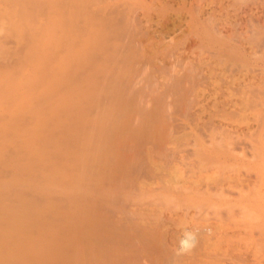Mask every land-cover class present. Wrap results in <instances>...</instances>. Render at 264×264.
<instances>
[{"label": "rangeland", "instance_id": "374dc122", "mask_svg": "<svg viewBox=\"0 0 264 264\" xmlns=\"http://www.w3.org/2000/svg\"><path fill=\"white\" fill-rule=\"evenodd\" d=\"M0 1V264H264V0Z\"/></svg>", "mask_w": 264, "mask_h": 264}, {"label": "bare ground", "instance_id": "6f19581e", "mask_svg": "<svg viewBox=\"0 0 264 264\" xmlns=\"http://www.w3.org/2000/svg\"><path fill=\"white\" fill-rule=\"evenodd\" d=\"M30 1H31V0H30ZM4 2H6V1H4ZM4 2H1V1H0V4H2V3H4ZM7 2H8V1H7ZM9 2H10V1H9ZM12 2H13V1H12ZM14 2H15V1H14ZM20 2H21V1H20ZM24 2H25V1H24ZM21 3H22V2H21ZM45 3H46V2H45ZM14 4H15V3H13V5H14ZM16 4H17V3H16ZM23 4H24V3H23ZM23 4H22V5H23ZM40 4H41V3H40ZM2 5H3V4H2ZM2 5H1V6H2ZM25 5H26V4H25ZM30 5H31V4H30ZM43 6H44V5H43ZM6 7H7V5H6ZM23 7H24V6H23ZM25 7H26V6H25ZM4 8H5V7H2V9L6 11V9H4ZM46 8H47V7H46ZM48 8H49V7H48ZM9 9H10V7H9ZM20 9H21V8H19L18 10H20ZM23 9H24V8H23ZM3 10H2V11H3ZM21 11H22V10H21ZM23 11H25V9H24ZM10 12H11V11H10ZM12 12L14 13V11H12ZM15 12H19V11H17V10L15 9ZM20 13H21V12H19V14H20ZM24 13H26V12H24ZM28 13H29V12H28ZM8 15H9V14H8ZM20 15H21V14H20ZM26 15L28 16V14H26ZM6 16H7V15H6ZM12 17H13V16H12ZM4 18H5V17H4ZM8 18H9V17H8ZM13 18H14V17H13ZM58 19H59V18H58ZM4 20H5V19H4ZM10 20H11V19H10ZM11 21H14V20H11ZM7 22H8V21H7ZM16 23H17V22H16ZM13 24H14V23H13ZM40 26H41V25H40ZM45 31H46V30H45ZM43 32H44V31H43ZM31 33H32V32H31ZM46 33H47V32H46ZM54 33H55V32H54ZM41 34H42V33H41ZM43 34H44V33H43ZM2 38H3V37H2ZM41 39H42V38H41ZM47 40H48V39H47ZM44 41H45V40H44ZM27 54H28V53H27ZM221 54H222V53H221ZM223 54H224V53H223ZM220 56H221V55H220ZM220 56H219V57H220ZM38 58H39V57H37V59H38ZM37 62H38V61H37ZM39 62H40V61H39ZM153 62H154V61H153ZM197 63H198V62H197ZM29 66H30V65H29ZM20 71H21V70H20ZM5 73H6V72H5ZM20 73H21V72H20ZM25 73H26V71H25ZM35 74H36V73H35ZM183 74H184V73H183ZM28 75H30V74H28ZM180 75H181V74H180ZM8 76H10V75L8 74ZM19 76H20V75H19ZM35 76H36V75H35ZM38 76H39V75H38ZM182 76H183V75H182ZM189 76H190V75H189ZM199 76H200V75H199ZM2 77H3V76H2ZM34 78H36V77H34ZM181 78H182V77H181ZM188 80H189V79H188ZM22 81H23V80H22ZM181 81H182V80H181ZM11 82H12V81H11ZM33 82H34V81L32 80V84H30V85H33ZM36 82H37V81H36ZM36 82H35V83H36ZM178 82H179V81H178ZM9 83H10V82H9ZM18 83H20V82L18 81ZM3 85H4V84H3ZM9 85H10V84H9ZM14 85H15V84H14ZM178 86H179V85H178ZM32 87H33V86H32ZM8 88H9V87H8ZM27 89H28V88H27ZM34 89H35V88H34ZM183 89H184V88H183ZM183 89H182V90H183ZM8 90H9V89H8ZM187 90H188V89H187ZM13 91H14V90H13ZM35 91H36V90H35ZM35 91H34V92H35ZM18 95H19V94H18ZM31 95H32V94H31ZM181 95H182V94H181ZM190 95H191V94H190ZM16 96H17V95H16ZM167 96H168V95H167ZM179 96H180V95H179ZM179 96H178V97H179ZM184 96H185V95H184ZM188 96H189V95H188ZM199 96H200V94H199ZM171 97H173V96H171ZM182 97H183V96H182ZM190 97H191V96H190ZM230 97H231V96H230ZM17 99H18V98H17ZM188 99H189V98H188ZM179 100H180V99H179ZM181 100H184V99H181ZM66 102H68V101H66ZM72 102H73V101H72ZM174 102H175V101H174ZM176 102H177V101H176ZM196 102H197V101H196ZM73 103H74V102H73ZM78 103H79V102H78ZM168 103H169V102H168ZM194 103H195V102H194ZM194 103H193V104H194ZM15 104H16V103H15ZM74 104H76V102H75ZM170 104H171V103H170ZM16 105H17V104H16ZM28 105H29V104H28ZM53 105H54V104H53ZM58 105H59V104H58ZM176 105H177V104H176ZM196 105H197V104H196ZM50 106H51V105H50ZM172 106H173V105H172ZM78 107H79V106H78ZM162 108H163V107H162ZM162 108H161V109H162ZM171 108H172V107H171ZM192 108H193V107H192ZM27 110H28V109H27ZM170 110H171V109H170ZM75 111H77V110H75ZM172 111H173V110H172ZM174 111H176V110H174ZM178 112H179V111H178ZM29 113H30V112H29ZM59 113H61V112H59ZM166 113H167V112H166ZM64 114H65V113H64ZM26 115H27V114H26ZM13 117H14V116H13ZM49 117H50V115H49ZM47 118H48V117H47ZM226 119H227V118H226ZM48 120H49V119H48ZM189 120H190V118H189ZM191 120H192V119H191ZM191 120H190V121H191ZM186 121H187V120H186ZM190 121H189V122H190ZM235 121H236V120H235ZM46 122H47V121H46ZM48 122H49V121H48ZM51 122H52V121H51ZM163 123H164V122H163ZM170 123H171V122H170ZM170 123H169V124H170ZM157 124H158V122H157ZM166 124H167V123H166ZM172 124H173V123H172ZM163 125H164V124H163ZM41 127H42V126H41ZM211 127L213 128V125H212ZM209 128H210V127H209ZM212 128H211V129H212ZM214 128H215V127H214ZM214 128H213V129H214ZM162 129H163V128H162ZM175 129H176V128H175ZM169 132H170V131H169ZM214 132H215V130H214ZM166 133H167V132H166ZM168 134H169V133H168ZM168 134H167V135H168ZM164 135H165V134H164ZM162 137H164L163 134H162ZM193 137H194V136H193ZM158 138H159V137H158ZM175 138H176V137H175ZM159 139H160V138H159ZM173 139H174V138H173ZM153 140H154V139H153ZM27 141H28V140H27ZM75 142H76V141H75ZM161 142H162V141H161ZM169 143H170V142H169ZM24 144H26V143H24ZM180 144H181V143H180ZM196 144H197V142H196ZM199 145H200V144H199ZM199 145H198V146H199ZM30 146H31V145H30ZM79 146H80V145H79ZM40 151H41V150H40ZM179 151H180V149H179ZM201 151H202V150H201ZM174 152H175V151H174ZM202 152H203V151H202ZM202 152H200V153H202ZM65 153H66V152H65ZM70 153H71V152H70ZM202 154L204 155V152H203ZM60 155H61V154H60ZM62 155H63V154H62ZM203 155H202V156H203ZM27 156H28V155H27ZM149 156H151V155H149ZM41 158H42V157H41ZM199 158H200V157H199ZM149 159H150V158H149ZM152 160H153V159H152ZM183 161H184V160H183ZM185 161H186V160H185ZM187 161H188V160H187ZM193 162H194V161H193ZM190 164H192V162H191ZM196 165H197V164H196ZM198 166H199V164H198ZM160 167L162 168V165H161ZM163 167H164V166H163ZM170 167H171V166H170ZM156 168H158V167H156ZM185 168H186V167H185ZM194 168H195V166H194ZM171 169H172V167H171ZM176 169H177V168H176ZM198 169H199V168H198ZM198 169H197V170H198ZM206 169H207V168H206ZM160 170H161V169H160ZM186 170H187V169H186ZM186 170H185V171H186ZM172 171H173V169H172ZM174 171H176V170H174ZM178 171H179V170H178ZM182 171H183V169H182ZM179 172H181V171H179ZM188 172H189V171H188ZM194 172H195V171H194ZM194 172H193V173H194ZM174 173H175V172H174ZM56 174H58V173H56ZM178 174H179V173H178ZM194 174H195V173H194ZM157 175H158V174H157ZM173 175H174V174H173ZM196 175H198V174H196ZM220 175H221V174H220ZM31 176H32V175H31ZM58 176H59V175H58ZM180 176H181V175H180ZM183 176H184V174H183ZM184 177H186V176H184ZM184 177H181V178H184ZM232 177H233V176H232ZM33 178H34V177H33ZM53 178H54V177H53ZM179 178H180V177H179ZM222 178H223V177H222ZM225 178H226V177H225ZM227 178H228V176H227ZM227 178H226V179H227ZM229 178H230V176H229ZM229 178H228V179H229ZM175 179H176V178H175ZM177 179H178V178H177ZM188 179H190V178H188ZM192 179H193V178H192ZM226 179H225V180H226ZM233 179H235V178H233ZM236 179H237V178H236ZM231 180H232V178H231ZM243 180H244V179H243ZM243 180H242V181H243ZM180 181H182V180H180ZM187 181H188V180H187ZM195 181H196V180H195ZM202 181H203V180H202ZM213 181H214V180H213ZM219 181H220V180H219ZM238 181H239V180H238ZM35 182H36V181H35ZM162 182H163V181H162ZM182 182H183V181H182ZM215 182H216V181H215ZM217 182H218V180H217ZM236 182H237V181H236ZM239 182H240V181H239ZM38 183H39V182H38ZM165 183H166V182H165ZM171 183H172V182H171ZM185 183H186V182H185ZM188 183H189V181H188ZM201 183H202V182H201ZM219 183H220V182H219ZM228 183H230V182H228ZM233 183H234V182H233ZM233 183H232V184H233ZM242 183H243V182H242ZM182 184H183V183H182ZM182 184H181V186H182ZM190 184H192V183L190 182ZM195 184H196V183H195ZM197 184H198V183H197ZM197 184H196V185H197ZM202 184H203V183H202ZM212 184H213V183H212ZM230 184H231V183H230ZM196 185H195V186H196ZM220 185H221V184H220ZM220 185H219V186H220ZM238 185H239V184H238ZM244 185H245V184H244ZM40 186H41V185H40ZM177 186H178V185H177ZM193 186H194V185H193ZM209 186H210V185H209ZM216 186H217V185H216ZM162 187H163V186H162ZM172 187H173V186H172ZM174 187H175V186H174ZM178 187H179V186H178ZM185 187H186V186H185ZM199 187H201V186H199ZM210 187H211V186H210ZM217 187H218V186H217ZM221 187H223V186H221ZM221 187H220V188H221ZM191 188H192V187H191ZM191 188H190V189H191ZM197 188H198V187H197ZM234 188H235V187H234ZM238 188H239V187H238ZM183 189L185 190V188H183ZM198 189H199V188H198ZM230 189H231V188H230ZM34 190H35V189H34ZM199 190H200V189H199ZM171 191H172V190H171ZM179 191H180V190H179ZM179 191H178V193H179ZM194 191H195V190H194ZM163 192H164V190H163ZM167 192H169V191H167ZM184 192H185V191H184ZM5 193H6V192H4V194H5ZM148 193H150V191H149ZM180 193H181V192H180ZM195 193H196V192H195ZM155 194H156V193H155ZM157 194H158V193H157ZM171 194H173V193H171ZM182 194H183V192H182ZM185 194H186V193H185ZM197 194H198V193H197ZM203 194H204V193H203ZM193 195H194V194H193ZM193 195H192V197H193ZM169 196H170V195H169ZM42 197H43V196H42ZM170 197H172V196H170ZM194 197H196V196H194ZM3 198H4V197H3ZM165 198H166V196H165ZM187 198H188V197H187ZM198 198H199V197H198ZM205 198H206V197H205ZM209 198H210V197H209ZM209 198H208V199H209ZM170 199H171V198H170ZM184 199H185V198H184ZM184 199L182 198L181 200H184ZM203 199H204V198H203ZM172 200H173V199H172ZM202 201H203V200H202ZM227 201H228V200H227ZM3 202H4V201H3ZM159 202H160V201H159ZM182 202H183V201H181L180 203H182ZM185 202H186V201H185ZM166 205H167V204H166ZM179 205H180V204H179ZM191 205H192V204H191ZM180 206H181V205H180ZM192 206H194V205H192ZM45 207H46V206H45ZM47 207H48V206H47ZM196 207H197V206H196ZM190 208H191V207H190ZM177 209H178V208H177ZM180 209H181V208H180ZM0 211H2V210H0ZM10 211H11V210H10ZM7 213H8V212H7ZM20 213H22V212H20ZM50 213H51V212H50ZM4 214H6V213H4ZM15 214H16V213H15ZM17 214H19V213H17ZM43 214H44V213H43ZM25 215H26V214H25ZM13 216H14V215H13ZM20 216H21V215H20ZM35 216H36V215H35ZM14 217H15V216H14ZM21 217H22V216H21ZM30 217H32V216H30ZM67 217H68V216H67ZM0 218H1V217H0ZM4 218H5V217H4ZM9 218H10V217H9ZM11 218H12V217H11ZM6 219H8V217H7ZM13 219H14V218H13ZM15 219L18 220V219H17V216H16ZM19 219H20V218H19ZM21 219H22V218H21ZM147 219H148V218H147ZM8 220H9V219H8ZM144 220H145V219H144ZM160 220H161V219H160ZM221 220H222V219H221ZM20 221H21V220H20ZM31 221H32V220H31ZM37 221H39V220H37ZM151 221H152V220H151ZM156 221H157V220H156ZM222 221H223V220H222ZM9 222H10V221H9ZM12 222L14 223L15 221H12ZM153 222H154V221H152V223H153ZM6 223H7V222H6ZM37 223H39V222H37ZM149 223H151V222H149ZM158 223H160V222H158ZM16 224H17V223H16ZM18 224H19V222H18ZM23 224H24V223H23ZM23 224H22V225H23ZM139 224H140V223H139ZM155 224H156V223H155ZM162 224H163V223H162ZM2 225H3V224H2ZM9 225H10V224H9ZM12 225H13V224H12ZM25 225H26V224H25ZM143 225H144V223H143ZM145 225H146V224H145ZM152 225H154V224H152ZM156 225H158V224H156ZM156 225H154V226H156ZM159 225H160V224H159ZM154 226L151 227V228H154ZM1 227H2V226H1ZM8 227L10 228V226H8ZM156 227H160V228H158V229L156 230V231L158 232V233H157V236H154V237L156 238V242H155V244H156V246H157V251H158L159 253H161V255H162V257H163V255L166 256V254L168 253V250H167V246H168V244L166 243V239H167V236H168V235H167L166 231H164V230L161 229V226H156ZM156 227H155V228H156ZM33 228H34V227H33ZM151 228H150V229H151ZM150 229H149V230H150ZM15 230H16V228H15ZM149 230H148V231H149ZM11 231H12V230H11ZM22 231H23V230H22ZM146 231H147V230L144 229V232H146ZM150 231H152V230H150ZM150 231H149V232H150ZM153 231H154V230H153ZM12 232H13V231H12ZM20 233H22V232H20ZM30 233H31V232H30ZM8 234H9V233H8ZM154 234H155V233H154ZM169 234H170V233H169ZM6 235H7V234H6ZM11 235H12V234H11ZM67 235H68V234H67ZM142 235H143V234H142ZM149 235H150V234H149ZM27 236H28V235H27ZM169 236H170V235H169ZM169 236H168V238H169ZM3 237H4V236H3ZM154 237H153V238H154ZM28 238H29V237H28ZM144 238H145V237H144ZM8 239H9V238H8ZM22 239H23V238H22ZM147 239H148V238H147ZM27 240H28V239H27ZM145 240H146V239H145ZM145 240H143V242H145ZM146 241H147V240H146ZM167 241H170V240H167ZM9 242H10V241H9ZM12 243H13V242H12ZM149 243H150V242H148V244H149ZM172 243H173V242H172ZM206 243H209V242H206ZM206 243H204V247L206 246ZM18 244H19V243H18ZM23 244H24V243H23ZM178 244H179V243H178ZM202 244H203V243H202ZM27 245H28V244H27ZM149 245H150V244H149ZM207 245H208V244H207ZM6 246H7V245H6ZM33 246H34V245H33ZM135 246H136V245H135ZM151 246H152V244H151ZM24 247H25V246H24ZM146 247H148V245H147ZM199 247H200V246H199ZM208 247H209V246H208ZM20 248H21V247H20ZM144 248H145V247H144ZM23 249H24V248H23ZM35 249H36V248H35ZM135 249H136V247H135ZM172 249H173V248H171V250H172ZM188 249H189V248H188ZM5 250H6V249H5ZM21 250H22V249H21ZM142 250H144V249H142ZM150 250H151V247H150ZM200 250H202V248H201ZM209 250H212V249H209ZM147 251H149V250L145 248V252H147ZM152 251H153V250H152ZM173 251H174V250H173ZM173 251H171L172 254H173ZM226 251H227V250H226ZM31 252H32V251H31ZM155 252H156V251H155ZM155 252H154V253H155ZM166 252H167V253H166ZM177 252H178V251H177ZM186 252H187V251H186ZM186 252H185V256H186ZM9 253H10V252H9ZM18 253H19V252H18ZM25 253H26V252H25ZM33 253H34V252H33ZM143 253H144V252H143ZM159 253H158V254H159ZM171 253H169V254H170V255H168L169 257L171 256ZM175 253H176V251H175ZM188 253H189V254H188ZM188 253H187L188 255L186 256L187 258L190 257L189 255L191 254L190 252H188ZM202 253H205L204 248H203V252H202ZM138 254H139V252H138ZM145 254H146V253H145ZM148 254H150V252H149ZM148 254H146V255H148ZM155 254H156V253H155ZM182 254L184 255V252H183ZM40 255H41V254H40ZM161 255H160V257H157V258H162ZM201 255H203V254H201ZM205 255H206V254H205ZM205 255H203V256H205ZM23 256H24V255H23ZM31 256H32V255H31ZM176 256H179V253H178V255H176ZM181 256H182V255H181ZM181 256H180V257H181ZM207 256H210V255L207 254ZM214 256H215V255H214ZM24 257H25V256H24ZM41 257H42V256H41ZM142 257H143V256H142ZM166 257H167V256H166ZM182 257H184V256H182ZM182 257H181V258H182ZM186 257H184V258H186ZM194 257H195V256H194ZM194 257H191L192 260L195 261L196 263H198L199 261L197 262V260H199V259H195V258H197V257H195V258H194ZM211 257H212V256H211ZM25 258H26V257H25ZM167 258H168V257H167ZM181 258H180V259H181ZM202 258H203V257H202ZM13 259H14V257H13ZM16 259H17V258H16ZM177 259H178V257H177ZM158 260H159V259H158ZM161 261H162V260H161ZM163 261H164V259H163ZM176 261H178V260H176ZM186 261H187V260H186ZM203 261H204V260H203ZM206 261H207V260H206ZM206 261L203 262V263H201V262H202V261H201L200 263H201V264H208V263H206ZM24 262H25V261H24ZM159 262H160V261H159ZM179 262H181V261H179ZM179 262H177V263L180 264ZM187 262H188V261H187ZM217 262H218V261H217ZM219 262H220V261H219ZM221 262H222V261H221ZM163 263H164V262H163ZM166 264H167V263H166ZM193 264H194V263H193ZM211 264H212V263H211ZM216 264H217V263H216Z\"/></svg>", "mask_w": 264, "mask_h": 264}]
</instances>
